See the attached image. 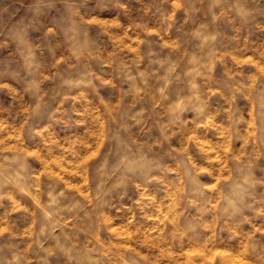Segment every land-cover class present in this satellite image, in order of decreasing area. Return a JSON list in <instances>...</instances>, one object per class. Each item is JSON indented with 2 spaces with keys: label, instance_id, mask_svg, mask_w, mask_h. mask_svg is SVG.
<instances>
[{
  "label": "rangeland",
  "instance_id": "rangeland-1",
  "mask_svg": "<svg viewBox=\"0 0 264 264\" xmlns=\"http://www.w3.org/2000/svg\"><path fill=\"white\" fill-rule=\"evenodd\" d=\"M0 264H264V0H0Z\"/></svg>",
  "mask_w": 264,
  "mask_h": 264
}]
</instances>
